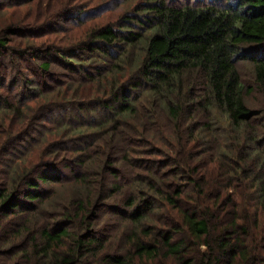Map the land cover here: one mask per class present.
I'll return each mask as SVG.
<instances>
[{"label": "trees", "instance_id": "1", "mask_svg": "<svg viewBox=\"0 0 264 264\" xmlns=\"http://www.w3.org/2000/svg\"><path fill=\"white\" fill-rule=\"evenodd\" d=\"M19 1L45 13L0 27V264H264V0ZM56 67L98 96L32 80Z\"/></svg>", "mask_w": 264, "mask_h": 264}, {"label": "rangeland", "instance_id": "2", "mask_svg": "<svg viewBox=\"0 0 264 264\" xmlns=\"http://www.w3.org/2000/svg\"><path fill=\"white\" fill-rule=\"evenodd\" d=\"M17 1H19V0H17ZM19 2H22V1H19ZM77 2H80V3L84 2L85 4H87V8L86 9H91L93 6H95L97 3H99L100 0H77L75 3H77ZM127 7H129V6H127ZM50 8L51 7L49 5L48 9H50ZM118 11H119L118 9H113L110 13L102 12V13H100L98 16H96L93 19L87 17L86 19H84V22L82 24H80L79 26H77V24L68 23L67 24V28H66V30H68L67 34H68L69 38H78L81 35V32L84 29L90 28L92 25H95L96 27H98V26L105 25L106 22H111L115 18V16H116ZM1 13H0V27H2V25L6 24V21H7L8 18L16 20V19L21 18L25 14H31V15H34V16L44 15L45 10L36 9L35 8V2L31 1L30 3H22L20 5H17L15 9L9 7L8 9H6L3 12L2 15H1ZM49 13H53V9H50ZM2 17L4 18V20H1ZM3 21H4V23L2 24ZM41 21H42V19H40V22ZM56 23H57V21H56ZM61 36H62V34H61ZM53 37H54L53 35H45L42 39L51 40ZM69 38H67V40ZM81 62L88 63V62H90V60L89 59L88 60L84 59V60H81ZM56 70H57L58 74L56 75V78H54V79H50L49 80L47 77L45 79V77L43 78V76L41 77L42 79H40L39 75H35V77L33 76L32 80L35 79L34 81H36V79L38 78L39 80H41L42 82L47 84V87L54 86L55 82H59V84L64 83L60 87L56 88L58 90H56L55 92H57V93L58 92L59 93L60 92H64L65 95H66L67 100H74V99L77 100V99H80L82 96H87V97H97L98 96V93L96 92V90L92 89V83H87V84H83V85H78L76 83H73L70 86L66 85V84H68L70 82V79H69V77L67 75L68 72L65 71L64 69L60 68V67H56ZM72 75H74V74H72ZM25 76L26 75H24V77ZM49 96H53V95H49ZM46 98H48V97H42L41 99L38 100L37 103L40 104L42 102H46ZM258 105H259V103L254 102V106L257 107ZM38 150H36L35 154H37ZM27 162H28V159H25L21 163L22 166L26 165ZM144 170L147 171V169H144ZM127 172H128V170H124L123 169V171L121 173V177H120V182L121 183L125 182L124 180L126 178ZM64 174L66 176L69 175L67 171L64 172ZM135 175H139V177L144 176V177H146V179H149L147 177L145 171H142V172H140V174H135ZM71 177L72 176L69 177L68 180H70V181L68 183H67L68 180L66 179V181H65L66 185L64 187H62L61 189H58V190H55V191L51 192L52 193V197H53L52 201L57 199L56 196L60 197L59 200L64 198V197H67L70 194V192L72 190H74V189H72L74 187H71L72 185H70L73 182V179ZM62 185H64V182L58 183V184H56L54 186L51 185V186H52V189H54V188L61 187ZM133 185L134 186H130L129 190H131L132 192H135L136 183H134Z\"/></svg>", "mask_w": 264, "mask_h": 264}]
</instances>
